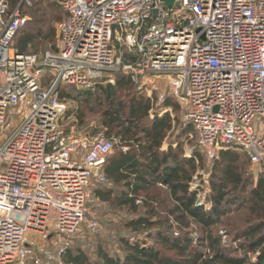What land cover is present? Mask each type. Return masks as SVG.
Wrapping results in <instances>:
<instances>
[{"label":"built area","instance_id":"1","mask_svg":"<svg viewBox=\"0 0 264 264\" xmlns=\"http://www.w3.org/2000/svg\"><path fill=\"white\" fill-rule=\"evenodd\" d=\"M27 3L0 0V264H65L107 182L118 142L67 131L61 86L123 73L179 104L209 161L233 151L264 169V0H60L58 49L40 56L16 49Z\"/></svg>","mask_w":264,"mask_h":264},{"label":"trees","instance_id":"2","mask_svg":"<svg viewBox=\"0 0 264 264\" xmlns=\"http://www.w3.org/2000/svg\"><path fill=\"white\" fill-rule=\"evenodd\" d=\"M17 3L18 0H13V5ZM22 13L25 16L30 14L24 9ZM37 14L32 13V18H36ZM43 14L41 22L28 21V28L24 27L19 32L16 49L20 53L40 56L44 53L31 52L29 46L39 38L42 42H52L58 35L55 25L64 19L61 6L55 7L52 16L48 15L47 9L43 10ZM40 23H43L42 27L47 25L46 32L38 26ZM114 78V85L99 84L81 90L61 86L58 92L62 101L74 100L78 105L76 110H68L67 117L77 114L79 123H69L67 131L73 125H83L84 116L79 115L83 110L89 112L97 108L101 112L102 109L104 134L118 142L107 158L104 167L107 182L98 186L97 197L100 201H108L133 212L139 210L140 204L147 207L146 216L123 220L124 227L138 231L161 224L154 219L158 215L157 203L161 197L164 198V194L168 195L174 203L170 214L174 216L177 227L188 228L192 222H196L206 235L193 246L190 238L180 237L171 242L163 230H157L159 242L174 250L176 256L163 254L154 244L124 237L119 240L121 248L125 250L123 254L113 255L102 246L98 248L100 264H264V169L259 167L256 177L254 174L248 175L247 167L252 164L246 155L222 151L217 159L210 161L214 163L209 195L212 209L206 212L204 207L197 205L199 190L192 191L191 183L197 164L208 159L200 150L196 136L195 146L191 147L193 139L188 144L193 156H186L183 149V139L196 134L194 126L188 123L183 127L177 115L176 132L174 137L169 138L173 122L169 114L159 116L158 109L163 106L156 107L157 111L151 114V100L138 91L128 76L116 73ZM175 111L178 114V106H175ZM165 141L170 144L166 150L163 149ZM124 147L128 150L124 151ZM164 186L167 188L163 191L161 187ZM153 189L155 195H151ZM240 209L248 213L244 221L246 226L232 228L228 232L235 233V242H241L236 246L231 242L224 244L222 237L214 232V227L227 225L221 219ZM63 260L66 264H92L82 249L67 248Z\"/></svg>","mask_w":264,"mask_h":264},{"label":"rangeland","instance_id":"3","mask_svg":"<svg viewBox=\"0 0 264 264\" xmlns=\"http://www.w3.org/2000/svg\"><path fill=\"white\" fill-rule=\"evenodd\" d=\"M60 5V0H28V3L23 6L24 12H29L30 14L27 15L29 22L39 20H43V10H48V15L52 16L55 12V7ZM32 13H38L36 18H32ZM42 16V18L40 17ZM48 17V16H47ZM50 17H48L49 19ZM43 23L38 24L39 27H42ZM58 25L57 23L55 27L57 28V34H58ZM28 26V25H27ZM26 26V29L28 28ZM24 29V30H26ZM48 27L47 25H43L42 30L47 31ZM17 45V41L15 43ZM59 46V34L56 36L54 41L52 42H42V39L39 38L36 40V42L32 43V45L29 46V51H37V54L45 53L47 51H53L55 48H58ZM38 47V48H37ZM106 79H103L102 82H99L97 85H107L108 83L105 81ZM93 87V88H94ZM81 90V89H77ZM69 110H76L78 105L74 102V100H69L68 102ZM155 105L157 102H153ZM153 105V104H152ZM155 105L152 106L151 114H154V112L157 111ZM104 109V108H103ZM99 110V109H98ZM97 108L94 111H86L81 112V114L84 116V123L83 125H75L76 129L78 130V135L83 136H96L98 134H104V129L102 127V115L101 113L103 110L101 109V112L98 111ZM154 111V112H153ZM161 113V112H160ZM16 123L20 122V118H16ZM68 124L65 125V128L68 127L69 123H73L74 121H78L79 118L77 117V114H72L68 117ZM172 132L169 133V138L173 136V134L176 132V128H174ZM105 135V134H104ZM174 137V136H173ZM196 144V140L192 141L191 147H194ZM190 145V143H189ZM188 145V146H189ZM190 147V148H191ZM192 150V149H191ZM190 152L189 150H187ZM193 151V150H192ZM189 154L190 156H193V152ZM208 159V158H207ZM214 169V163L210 162L209 160L204 159V161L201 164H197L196 172L193 174V181L191 183V190L192 191H198V199H197V205L204 207L206 212H210L212 209V205L210 203L209 195L211 194V176L212 171ZM259 171V167L250 166L247 167L248 175H255L257 176V172ZM250 178V177H249ZM163 191L167 188V186L161 187ZM153 189L151 191V195H155ZM164 194V193H163ZM158 203H161V205H158ZM157 203V217L154 219H157L161 224L158 226H153V228L150 229H139L138 231L134 229H128L126 226L124 227L123 220L125 219H132L137 218L140 216H146L148 212V208L145 206H142L140 204V208L137 212H133L131 209L114 206L111 204V202L108 201H100L96 203L92 209V216L87 220L88 222L84 226V230L82 231L81 235L77 238H74L70 242V246L67 248L71 249H82L85 250L88 254L90 261L92 264H100V261L98 259V248L102 246L104 250H107V252L115 255V254H123L125 250L121 248L119 240L122 238H130L131 241H141V243L145 242L148 244H154L159 251H161L163 254L169 255V256H176V252L166 245L161 244L159 242L158 238L159 235L157 234V230H163V234L172 240L176 238H182L185 239L189 238L192 240L191 244L194 246L197 241L200 238H203L206 233L202 229L201 226L198 225V223L192 222L188 228H182L179 229L177 227V224L175 221H173L174 216L170 214V211L172 210L174 203L172 200H170V197L168 195L164 194V198L161 197L158 200ZM244 209L232 211L229 214H227L224 218H222V221H225L224 227H214V232L218 233L223 240L224 244H227L231 242L233 246H236V244H239L241 241L235 242L234 234H229V229H238V228H244L245 220L247 218L248 213L246 211H243ZM93 220H97L99 223V227L93 231L92 228H90V225L93 224ZM169 220V221H168ZM168 221V222H167ZM173 224V226H172ZM171 226V227H170ZM233 228V229H232ZM228 232V233H227ZM37 243L40 245L42 244V241L40 239L37 240ZM196 246V245H195ZM41 248V247H40ZM52 248L54 249V246L52 245ZM208 253V251H207ZM250 257V255H249ZM54 262V263H53ZM46 264V263H45ZM51 264H59L55 261H52ZM66 264V263H65Z\"/></svg>","mask_w":264,"mask_h":264},{"label":"crops","instance_id":"4","mask_svg":"<svg viewBox=\"0 0 264 264\" xmlns=\"http://www.w3.org/2000/svg\"><path fill=\"white\" fill-rule=\"evenodd\" d=\"M152 102V101H151ZM152 104L153 105H155V103H153L152 102ZM163 106V108H160V109H158L159 110V116L160 117H162L163 115H165V114H169L170 115V117H171V119H172V122H173V129L172 130H175L174 128H175V124H176V120H175V117L177 116V115H179V118H180V120H181V124L183 125V118H182V109H181V107L179 106V104L175 101V100H172V99H168L165 103H163L162 105H159L158 103L155 105V107H162ZM175 106H178V114H177V112L175 111ZM161 112V113H160ZM183 127H184V125H183ZM191 140V138H190V135H189V137L188 138H184L183 139V142H184V147H183V149H184V151H185V154H186V156H190L189 154L191 153V150H190V148H189V146H188V144H189V141ZM169 146H170V144H169V141H165L164 142V145H163V149H168L169 148ZM186 149L187 150H189L190 152H188V154H187V151H186ZM252 166H254V165H252ZM255 167H259V166H255Z\"/></svg>","mask_w":264,"mask_h":264},{"label":"water","instance_id":"5","mask_svg":"<svg viewBox=\"0 0 264 264\" xmlns=\"http://www.w3.org/2000/svg\"><path fill=\"white\" fill-rule=\"evenodd\" d=\"M165 7H171L176 3V0H159Z\"/></svg>","mask_w":264,"mask_h":264}]
</instances>
